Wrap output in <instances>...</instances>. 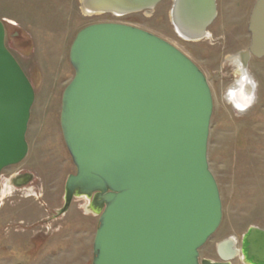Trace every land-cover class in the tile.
<instances>
[{
    "label": "water",
    "instance_id": "1",
    "mask_svg": "<svg viewBox=\"0 0 264 264\" xmlns=\"http://www.w3.org/2000/svg\"><path fill=\"white\" fill-rule=\"evenodd\" d=\"M81 1L90 14L122 16L161 0ZM216 15V0H172L171 23L187 40L207 37ZM248 31L250 46L239 54L243 76L227 91L245 106L256 89L248 61L264 56V0H256ZM6 37L0 19V178L29 153L35 102L34 85ZM70 62L74 76L62 95L60 123L76 172L67 178L59 213L75 197L92 200L89 210L99 215L92 264H231L238 251L245 263L264 264L258 226L239 249L232 239L219 243L223 261L200 258L223 220L208 160L214 98L203 70L166 39L119 22L83 27Z\"/></svg>",
    "mask_w": 264,
    "mask_h": 264
},
{
    "label": "rangeland",
    "instance_id": "2",
    "mask_svg": "<svg viewBox=\"0 0 264 264\" xmlns=\"http://www.w3.org/2000/svg\"><path fill=\"white\" fill-rule=\"evenodd\" d=\"M255 2L216 0L218 15L208 28V37L190 42L181 39L173 28L172 0H161L153 9L122 16L87 13L81 0H0V19L7 24V46L35 88L27 132L29 153L20 164L3 171L0 264H92L99 224V215L89 210L92 200L75 197L69 209L59 213L65 204L67 178L76 171L60 116L64 89L74 76L71 45L83 27L98 22L130 24L166 39L187 54L209 80L214 109L208 160L219 185L223 220L200 249L201 257L216 261L219 243L233 238L241 248L251 226L264 229L261 57L252 56L249 61L257 82L255 101L236 109L227 95L234 83L230 57L250 46L248 22ZM20 169L34 173L35 184L23 188L10 184L6 189L10 174ZM7 191L10 194L6 195ZM54 212L59 216L51 221ZM42 237L46 238L44 242Z\"/></svg>",
    "mask_w": 264,
    "mask_h": 264
},
{
    "label": "flooded vegetation",
    "instance_id": "3",
    "mask_svg": "<svg viewBox=\"0 0 264 264\" xmlns=\"http://www.w3.org/2000/svg\"><path fill=\"white\" fill-rule=\"evenodd\" d=\"M217 15H218V11H217ZM217 15H216V17L213 19V21L208 25V28L215 22V20H216V18H217ZM208 28H207V30H208ZM209 32V31H208ZM208 37V36H207ZM181 39H183V40H185V41H190V42H197V41H200V40H196V41H193V40H187V39H185V38H182V37H180ZM206 38V37H205ZM205 38H203V39H205ZM202 40V39H201ZM247 50V49H246ZM244 50H242V51H239L237 54H235L234 56H232V57H230L231 59H230V61H232V65H233V70L231 71V75H232V77L234 78V83L236 82V81H238L239 79H241L242 78V76H243V70H242V67H241V65H240V62L238 61L239 60V54L241 53V52H243ZM256 57V56H255ZM252 58V57H251ZM250 58V59H251ZM258 58H260V57H258ZM263 58H264V56L263 57H261V64L264 66V62H263ZM234 59V60H233ZM250 59H249V61H250ZM249 61H248V71H249V75L253 78V80H254V82H255V84H256V89H255V95H256V93H257V82H256V80H255V77L252 75V73H251V71H250V69H249ZM250 86H251V84H250ZM230 87V86H229ZM229 89V88H228ZM228 91V90H227ZM231 99V98H230ZM235 100H230L231 101V103L234 105V107L236 108V109H241V108H243L244 106H245V102H246V100L245 99H243V100H241L240 98H234ZM255 101V100H254ZM234 102L236 103V104H234ZM242 105V106H241ZM29 143V142H28ZM29 150H30V146H29ZM21 163V162H20ZM20 163H18V164H20ZM18 164H16V165H18ZM12 166H15V165H12ZM12 166H9V167H12ZM9 167H7V168H9ZM6 168V169H7ZM5 170V169H4ZM3 170V171H4ZM3 171H2V174H1V178H0V181H1V191H0V195H1V193L3 192V181H4V178H3ZM76 172V171H75ZM14 173V172H13ZM10 174V176H11V178L12 179H10V180H7V184H9L7 187H6V189H8L9 188V186H10V184L13 186V187H15V188H23L24 186H26V185H29V184H31L32 185V183L33 184H35L33 181L35 180V178H34V173H32V172H30V171H28V170H25V169H20V170H18L16 173H14V174ZM9 176V177H10ZM19 190V189H18ZM8 194H10V193H8V191L6 192V195H8ZM6 195H4V196H6ZM4 198H6V197H4ZM77 198H84V197H77ZM86 199V198H85ZM64 214V213H63ZM61 215V214H60ZM59 216V213L58 212H54L53 213V216H52V218H51V221L52 220H54V219H56L57 217ZM43 236V235H42ZM43 238V237H42ZM3 239V238H2ZM45 237L43 238V242L45 241ZM232 240H234L235 241V248H237V249H239L237 246H238V241H236L235 239H233V238H231ZM243 240V239H242ZM216 254H217V256H218V259L216 260V261H223V259H222V257L220 256V254H219V250H218V245H217V248H216ZM200 258L201 259H204L203 257H201V252H200ZM231 264H247V263H245L244 261H243V259H242V253L240 252V251H238L237 252V254H235L234 256H233V258L231 259Z\"/></svg>",
    "mask_w": 264,
    "mask_h": 264
},
{
    "label": "bare ground",
    "instance_id": "4",
    "mask_svg": "<svg viewBox=\"0 0 264 264\" xmlns=\"http://www.w3.org/2000/svg\"><path fill=\"white\" fill-rule=\"evenodd\" d=\"M88 13V12H87ZM234 60V59H233ZM239 61V60H238ZM231 100V99H230ZM235 100V99H234ZM244 101V100H243ZM234 104H236L235 102H234ZM242 106V105H241ZM223 244V243H222ZM224 251L226 252V255L228 254V251H227V249L225 248L224 249Z\"/></svg>",
    "mask_w": 264,
    "mask_h": 264
}]
</instances>
